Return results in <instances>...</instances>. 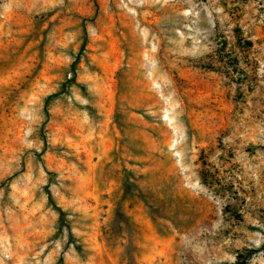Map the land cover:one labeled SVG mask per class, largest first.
<instances>
[{"label":"rangeland","instance_id":"rangeland-1","mask_svg":"<svg viewBox=\"0 0 264 264\" xmlns=\"http://www.w3.org/2000/svg\"><path fill=\"white\" fill-rule=\"evenodd\" d=\"M0 264H264V0H0Z\"/></svg>","mask_w":264,"mask_h":264}]
</instances>
